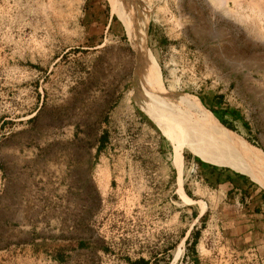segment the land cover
Segmentation results:
<instances>
[{
  "label": "rangeland",
  "instance_id": "374dc122",
  "mask_svg": "<svg viewBox=\"0 0 264 264\" xmlns=\"http://www.w3.org/2000/svg\"><path fill=\"white\" fill-rule=\"evenodd\" d=\"M129 1L156 107L111 0H0V241L19 264H264V188L176 148L206 134L183 96L264 157V0Z\"/></svg>",
  "mask_w": 264,
  "mask_h": 264
},
{
  "label": "bare ground",
  "instance_id": "6f19581e",
  "mask_svg": "<svg viewBox=\"0 0 264 264\" xmlns=\"http://www.w3.org/2000/svg\"><path fill=\"white\" fill-rule=\"evenodd\" d=\"M111 2L117 8L124 24L127 25L130 41L138 51L139 60L143 63L142 65H144L148 77L145 92L151 97V104L156 107L159 102L152 87L157 86V76H155L156 73L151 67V57L144 45L147 19L143 15V11L140 10L141 7L138 5L135 7L129 0H111ZM147 94L145 97H147ZM149 97L147 98L150 99ZM176 104L178 107L185 109L186 112H190L197 126L206 133L200 135L195 131H191L189 126L188 128L185 127L186 131H184L181 140L177 142L176 148L187 146L205 162L226 166L235 171L249 174L264 188V157L259 155L261 152L256 151L247 142L225 132L213 121L211 113L202 107L198 100L181 96Z\"/></svg>",
  "mask_w": 264,
  "mask_h": 264
},
{
  "label": "crops",
  "instance_id": "0c3cea01",
  "mask_svg": "<svg viewBox=\"0 0 264 264\" xmlns=\"http://www.w3.org/2000/svg\"><path fill=\"white\" fill-rule=\"evenodd\" d=\"M4 193H5V182H3L2 188L0 189V195ZM19 198L22 199V197H19ZM263 199L264 197L261 195V193H259L258 201L261 202ZM7 207L12 208V213H13L11 215L12 217L19 216L17 214L15 215V208L11 206H7ZM0 209H1V206H0ZM11 224L12 226L10 227H11L13 234L15 233V229L16 231L19 232L18 230L20 229L19 223L15 222V220L13 219L11 221ZM19 247H20V241L18 237L15 239V236L12 235L11 238L7 242H5L4 238H2L0 241V264H19V261H20L19 253L15 255V248H16V252H18Z\"/></svg>",
  "mask_w": 264,
  "mask_h": 264
},
{
  "label": "trees",
  "instance_id": "16d2710c",
  "mask_svg": "<svg viewBox=\"0 0 264 264\" xmlns=\"http://www.w3.org/2000/svg\"><path fill=\"white\" fill-rule=\"evenodd\" d=\"M113 18H114V17H113ZM122 38H124V37L122 36ZM208 110L211 111V112L213 113V110H212L211 108H208ZM220 123H221L222 125L226 126V128L231 129L229 126L225 125V123H224L223 121L220 120ZM226 128H225V130H227ZM228 131H230V130H228ZM230 132H232V131H230ZM228 133H229V132H228ZM230 134L235 135L234 133H230ZM105 138H106V137H105L104 134H102V136H100V139H99V145H98L97 148H96V151H97V152L100 151L101 146H102V144H103ZM205 164H206V163H205ZM207 165L209 166L210 169L217 170V171H218V175H220V172H225V171L227 172V171H229V173H231V174H227L228 176H227L226 179H227L228 181H230V182H233V180L235 181V180H238V179H239V180L244 179V176H243V175H241V174H239V173H236V172H233V171H231V170H229V169H227V168H223V167H215V166H212V165H209V164H207ZM261 195L264 197V192H261ZM185 242L187 243L188 241L186 240ZM133 264H148V262H147V260H142V259H140V260H138V261H134Z\"/></svg>",
  "mask_w": 264,
  "mask_h": 264
}]
</instances>
